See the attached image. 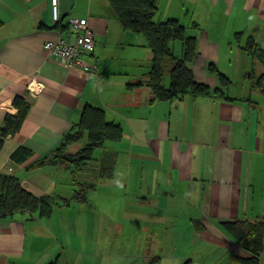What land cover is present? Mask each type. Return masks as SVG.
Listing matches in <instances>:
<instances>
[{"label": "crops", "instance_id": "crops-1", "mask_svg": "<svg viewBox=\"0 0 264 264\" xmlns=\"http://www.w3.org/2000/svg\"><path fill=\"white\" fill-rule=\"evenodd\" d=\"M155 1L154 21L176 18L194 36L186 65L216 94L152 100L147 40L123 28L108 0H56L57 20L51 0H0V127L16 112L14 96L30 101L3 141L0 172L52 200L46 215L0 218V264H96L97 256L99 264H245L238 258L251 256L220 221H264V64L241 47L252 37L264 49V0ZM75 18L87 21L94 47L69 68L42 44L71 39ZM85 105L121 134L93 156L100 175L78 202L68 169L30 164L61 144ZM19 145L31 151L20 163L10 159Z\"/></svg>", "mask_w": 264, "mask_h": 264}, {"label": "trees", "instance_id": "trees-1", "mask_svg": "<svg viewBox=\"0 0 264 264\" xmlns=\"http://www.w3.org/2000/svg\"><path fill=\"white\" fill-rule=\"evenodd\" d=\"M108 1L123 28L139 32L147 40L152 58L146 83L150 88L152 100H180L186 95L197 97L216 94V90L195 81L191 70L186 65V62L195 54V38L186 34L184 24L176 18L154 21L152 17L157 10L155 0ZM175 41L181 42L180 56L174 53ZM241 47L264 64V49L259 47L252 37H248ZM165 77L167 83L164 82ZM222 78L219 76V79ZM29 105L30 101L25 97L20 95L13 97L12 106L16 108V112L5 113L3 117L0 127V149L4 139L18 130ZM120 134V127L112 121H106L102 109L85 105L79 120L64 135L61 144L51 153L33 160L30 167L56 165L68 169L74 186L73 199L82 202L85 200L86 192L93 188L100 175V169L90 168L94 160V150L101 148L106 142L119 139ZM83 139L84 142L79 149L68 150L71 144ZM29 156L31 151L19 145L10 154V159L20 163L27 160ZM51 204L50 197L30 193L16 176L0 172V218L17 211L33 212L36 209L42 215H46L51 209ZM220 223L242 243L246 250L251 252L250 257L238 258V261L256 264L258 251L262 246L264 221L250 223L221 220ZM46 264H59V262L55 259Z\"/></svg>", "mask_w": 264, "mask_h": 264}, {"label": "built area", "instance_id": "built-area-1", "mask_svg": "<svg viewBox=\"0 0 264 264\" xmlns=\"http://www.w3.org/2000/svg\"><path fill=\"white\" fill-rule=\"evenodd\" d=\"M52 18L57 20L56 0H51ZM78 29L71 39L59 36L54 40H46L42 47L47 55L59 59L69 68L80 63L83 53L90 52L94 47L92 32L84 18H75L71 21ZM32 86V85H31Z\"/></svg>", "mask_w": 264, "mask_h": 264}, {"label": "rangeland", "instance_id": "rangeland-1", "mask_svg": "<svg viewBox=\"0 0 264 264\" xmlns=\"http://www.w3.org/2000/svg\"><path fill=\"white\" fill-rule=\"evenodd\" d=\"M178 45H179V42L178 41L174 42V49L176 50V52H178L177 51L178 50L177 49ZM164 82L167 83V78L166 77L164 78ZM219 84H220V86L223 89V88H226L227 87V85L229 84V82H225L223 79H220L219 80ZM81 142H84V139ZM95 151L93 153V156H95V155L98 154V152L100 151V148H98V150H95ZM94 258H95L96 264L101 263V257L100 256H97V257H94ZM80 263H82V262L80 261Z\"/></svg>", "mask_w": 264, "mask_h": 264}]
</instances>
